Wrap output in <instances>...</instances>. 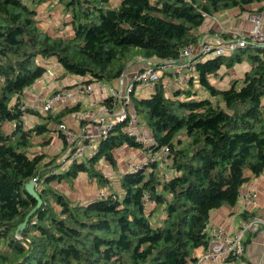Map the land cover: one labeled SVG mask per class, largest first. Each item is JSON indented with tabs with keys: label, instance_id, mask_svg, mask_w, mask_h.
Returning <instances> with one entry per match:
<instances>
[{
	"label": "trees",
	"instance_id": "16d2710c",
	"mask_svg": "<svg viewBox=\"0 0 264 264\" xmlns=\"http://www.w3.org/2000/svg\"><path fill=\"white\" fill-rule=\"evenodd\" d=\"M47 1L54 3L0 0V264H196L212 211L235 205L243 185L264 172L262 46L248 44L229 56L199 52L186 88L168 94L162 77L148 96L133 91L135 111L155 140L145 148L116 121L84 156L67 153L57 161L32 152L49 142L35 136L64 112L26 127L24 115L40 113L21 98L48 71L46 59L66 74L87 76V83L113 80L136 57L147 64L178 60L185 46L203 41L200 27L208 16L252 11L255 3L261 10L264 0H56L64 16L50 30L39 16ZM251 47L257 53L249 55L253 65L241 81L217 87L212 77L221 66L241 62ZM7 121L15 122L9 132ZM123 145L145 152L168 145L170 172L163 170L165 159H145L121 172L120 188H113L101 161L115 165L114 149ZM80 172L106 188L105 195L72 199L53 184L73 183ZM35 178L37 208L26 188Z\"/></svg>",
	"mask_w": 264,
	"mask_h": 264
},
{
	"label": "crops",
	"instance_id": "0c3cea01",
	"mask_svg": "<svg viewBox=\"0 0 264 264\" xmlns=\"http://www.w3.org/2000/svg\"><path fill=\"white\" fill-rule=\"evenodd\" d=\"M259 6L260 4L255 3L251 7L256 9ZM53 12L54 10H52L50 13L42 15L43 13H41V11L39 10L41 26L50 30L55 29L57 26H60L62 24L63 16L61 20H59L58 16L56 18L54 17ZM247 13V11H240L238 8H231L221 10L214 15L208 16L205 19L203 25L200 27L201 37L204 36L212 40L214 43H220L222 41L234 38V35L248 31L251 28V23L247 18ZM50 14H53V16H50ZM66 29L67 32L71 31L70 26H67ZM256 49V47H251L250 50H248L249 53L245 55L244 59L241 62L235 63V65H233L232 67H228L225 64L222 65L218 70L217 75L212 77V82L219 88H227L233 79H239L241 81L244 74L249 71L253 65L254 59L252 56L249 57V55L257 53ZM226 56L229 55L227 54ZM43 62L46 66L49 67L50 70L46 72L42 77L37 79L28 88H26L21 99L23 102L30 106L34 105L38 107L37 111H39L40 113V115L31 113L24 115V124L26 125V127H32L37 123L44 122V117L47 115L56 116L61 115L62 112H64V114L60 116V120L57 121V123H49L48 127L51 131V135L49 136V138H45V135L42 134L40 137H38L40 140H37L42 141L48 139L49 142L44 146L38 145L31 149L32 152H44L45 154L50 156L52 154H56L57 151L55 148H53V145L55 147L57 145L59 149L61 147V150L65 147V142L63 140L61 132H59L58 130L56 131L57 124L62 120H66V122L76 132L83 131L96 134V130L93 125V117L103 112L102 102L107 98L109 94V86L116 85L117 78L109 81L93 80L90 82V92L86 94L75 92L71 99L67 100L63 105L57 106L53 111H50L52 113L49 112L44 114V111L41 110L40 107L42 106V103L47 96H49L59 88L76 89L78 85L86 82L88 77L66 74L62 66L54 58L46 59ZM146 62L147 60L144 59L143 61L135 60L134 62H132V64L130 65L131 67L127 71L132 72L139 70L147 64ZM163 80L168 90V84L172 82L171 74H164ZM153 87L154 84L138 85L135 90V95L148 96L151 94ZM108 118L110 119L111 116H108ZM14 123L15 122H12V128L14 127ZM142 123L144 124L142 125V128H146L145 126L147 125L143 121ZM11 130L6 131L9 132ZM48 148H50L51 150L49 151ZM93 148H90L87 153ZM120 148L122 149V151H127L128 149L135 147L123 145L114 149L116 164L111 165L106 161V164L110 165L112 168L111 172L107 173L110 179H115L116 175L119 176L121 172L128 168L127 166L124 168H119V157L115 154V152ZM139 149L142 150L141 148ZM142 151L144 157L141 158V160H145L150 152H145L144 150ZM127 160L128 158L125 157V161ZM114 170H116V172ZM84 175H86L87 177V173L80 172L78 176L83 177ZM250 189H254V191L256 192L255 205L245 206V200L243 201V198L239 197L237 203L233 206L223 205L217 209H214L211 214V221L217 224H223L227 227H232L237 225L242 220L252 217L253 215L264 214V172L259 176L251 177V179L243 185L241 191L245 194H248ZM245 243L246 250L242 256V259L238 261V264H264V226H260L258 229L253 231H248L246 233ZM203 251L204 246L197 248L196 257L198 258V256ZM191 264H194V262ZM200 264L209 263L203 262Z\"/></svg>",
	"mask_w": 264,
	"mask_h": 264
},
{
	"label": "built area",
	"instance_id": "2783aa9c",
	"mask_svg": "<svg viewBox=\"0 0 264 264\" xmlns=\"http://www.w3.org/2000/svg\"><path fill=\"white\" fill-rule=\"evenodd\" d=\"M247 18L251 23V28L246 32L234 35V38L214 43L212 40L204 37L203 41L199 44L185 46L181 50L178 60L173 58L156 60L146 64L139 70L124 72L117 78L116 85L109 86V94L102 102L103 112L93 117L96 134L83 131L76 132L66 120H62L57 124V130L64 135L68 143L67 153H71L72 158L84 156L90 148L95 146L101 137L109 132L116 121H124V132L128 136L133 137L141 147L145 148L153 145L155 140L149 128L145 126L149 130L148 134L143 131L142 125L144 124L135 111L132 92L136 90L138 85L154 84L166 73L171 74V78L177 86H183L192 74L194 68L192 61L199 52L212 55H227L248 44L259 45L264 49V7L261 10L248 11ZM90 91V83L87 82L78 85L76 89L59 88L46 97L40 109L43 111H53L57 106H61L71 99L75 92L86 94ZM23 103L34 110L38 109L34 105L30 106L25 102ZM117 105L121 106V110L112 113V117L108 119L107 115ZM169 152L170 147L164 145L157 151L150 152L147 159L156 160L157 154L158 158L166 159ZM139 167L140 163H132L128 169H137ZM105 192V190H101L99 196L105 195ZM239 197H242L243 201L245 200V206L256 204V192L254 189H250L248 194L241 191ZM144 198L149 199L146 194H144ZM260 226H264V214L253 215L232 227L210 221L208 225L209 239L206 246H204V251L198 256L196 264L203 262L209 264H238V261L242 259L246 250V233L256 230Z\"/></svg>",
	"mask_w": 264,
	"mask_h": 264
},
{
	"label": "rangeland",
	"instance_id": "374dc122",
	"mask_svg": "<svg viewBox=\"0 0 264 264\" xmlns=\"http://www.w3.org/2000/svg\"><path fill=\"white\" fill-rule=\"evenodd\" d=\"M53 2H54L53 5L50 4V1H47V2H45L43 4H41L39 6V10L41 11V13H43L42 15L47 14V13H50L52 10H54V12H53L54 13V17L56 18L58 16L59 17V20H61L62 16H64V14L62 12V9L56 5V3H57L56 0H54ZM50 16H53V14H50ZM68 33H69V35L72 34L71 31H69ZM206 39H209V38H206ZM135 60H142L143 61V58L142 57H136V58L132 59L129 62L128 65H131L132 62H134ZM130 67L131 66H128V68L126 69V72H129L127 70ZM173 83L174 82L172 80V82H170L168 84V90H167V87H166V91H167L168 94L170 93V91L173 88H175L177 86L175 83L174 84ZM183 87L186 88L187 87V83L184 84ZM193 89L201 90V92H204L200 88V86L197 85L196 83H195ZM116 107L112 110V112L109 115H107V118H108V116H111L112 117V113H115V112H118V111L121 110V106L120 105H117ZM49 112L50 111H47V112L44 111V114L49 113ZM50 113H52V112H50ZM141 125H142V123H141ZM4 128L6 130H11V128H12V122L7 121L5 123V125H4ZM56 131H57V129H56ZM143 131L145 133H147V134L149 133V131L146 128H144V127H143ZM42 134L45 135V138H47V137L49 138V136L51 135V131L50 130H47V131H44ZM42 134L36 135L35 136V139L36 140H40L38 137H40ZM53 148H55L57 150L56 151V154H52L49 157L54 156V157H56V160L57 161H61V160H64V158H66L68 156L66 147H64V149L61 150V147L59 149V147L57 145H56V147L53 145ZM126 148H128V147H126ZM48 150L50 151L51 149L48 148ZM142 150H140L139 148H131V149H128L127 151H122L121 148L118 149V150H116L115 154L118 155L119 162H120L119 168H124L126 166L129 167V165L132 164V163H143L144 160H141V158L144 157ZM121 156H123V157H121ZM156 156H157V159H159L160 161L162 160L161 158H158V154ZM125 157L128 158L127 161H125ZM168 160H169V157H166L165 161H163V164H162L163 170H165L166 173H167V170L168 169L165 168V162L168 161ZM124 161H125V163H124ZM101 163L103 164V167H102L101 170L108 177L107 173L108 172H111L112 168H111L110 165L106 164V161L105 160H102ZM114 171L116 172V170H114ZM168 172H170V171L168 170ZM115 177H116L115 179H110L109 177H108V179L111 180V185H112L113 188L119 189L120 188V184H119V180H118V177L119 176L116 175ZM53 184L57 188H59L61 191H63L64 193H66L68 196H70V198H72V199H79V200H86V199L95 197V196L99 195V192L101 190L107 191L106 188H100L99 187V184L97 183V181L95 179H91L88 176V174H87V177H86V175H84L83 177L82 176H78L74 180L73 183H69V182L62 181V182H59V183L58 182H53Z\"/></svg>",
	"mask_w": 264,
	"mask_h": 264
},
{
	"label": "water",
	"instance_id": "95a60500",
	"mask_svg": "<svg viewBox=\"0 0 264 264\" xmlns=\"http://www.w3.org/2000/svg\"><path fill=\"white\" fill-rule=\"evenodd\" d=\"M37 181V178L35 179H31L29 182L26 183V188L27 190L33 195L35 196L37 199H38V204L36 206L39 207L41 202H42V199L40 198V195L38 194V192L35 190V183ZM35 208V209H36ZM26 221L23 222L21 225H20V228H23V226L25 225Z\"/></svg>",
	"mask_w": 264,
	"mask_h": 264
}]
</instances>
